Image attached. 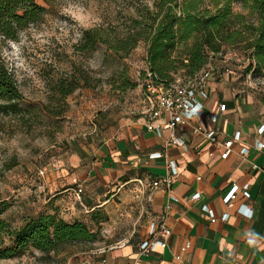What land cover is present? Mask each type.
Instances as JSON below:
<instances>
[{
	"label": "crops",
	"instance_id": "obj_1",
	"mask_svg": "<svg viewBox=\"0 0 264 264\" xmlns=\"http://www.w3.org/2000/svg\"><path fill=\"white\" fill-rule=\"evenodd\" d=\"M227 78H211L205 113L174 129L186 149L164 147L169 133L157 136L140 117L122 118L111 135L99 138L95 147L81 145L67 163L50 173L48 187L53 194L37 212L56 213L66 221H87L98 210L113 224L127 221L128 237L110 246L99 263L264 264V147L255 148L257 141L264 143V132L258 134L264 126V87L252 90ZM213 114H217L215 121ZM193 126L214 130L219 142L235 132L239 139L223 159L215 143L191 133ZM241 148H247L244 157L238 154ZM155 151H165L175 164L171 192L177 201L170 202L165 217L170 235L153 252L142 255L139 244L147 237L148 224L158 220L169 200L165 189L142 194L139 187V181L147 183L164 174L163 159L149 158ZM75 182L83 185L81 205L72 195ZM234 185H247L249 197L237 192L228 205L223 197ZM196 192L199 199L189 201ZM203 205L217 218L215 222L201 209ZM224 214L227 217L222 221L219 218Z\"/></svg>",
	"mask_w": 264,
	"mask_h": 264
},
{
	"label": "rangeland",
	"instance_id": "obj_2",
	"mask_svg": "<svg viewBox=\"0 0 264 264\" xmlns=\"http://www.w3.org/2000/svg\"><path fill=\"white\" fill-rule=\"evenodd\" d=\"M210 1L205 0L204 6L212 8ZM36 2L44 8L42 19L22 30L15 41L5 42L1 54L21 95L12 107L0 109V202L8 205L2 218L11 228L48 203L53 194L49 175L67 163L71 153L86 143L95 147L99 138L111 135L119 121L130 116L129 110L138 105L137 85L146 69L143 41L123 58L108 56L103 45L91 53L77 46L87 29L123 36L129 18L152 0ZM231 8L248 14L242 0H232ZM240 48H227L211 58L217 73L228 68L227 79L233 78L237 86L264 87V75L251 79L245 75ZM175 76L182 77L181 71ZM112 222L87 223L98 232L95 242L48 254L28 248L20 256L0 259V264H100L110 246L128 237L127 221ZM116 225L119 228L114 229Z\"/></svg>",
	"mask_w": 264,
	"mask_h": 264
},
{
	"label": "trees",
	"instance_id": "obj_3",
	"mask_svg": "<svg viewBox=\"0 0 264 264\" xmlns=\"http://www.w3.org/2000/svg\"><path fill=\"white\" fill-rule=\"evenodd\" d=\"M231 2L211 0L212 8H208L205 0H152L151 5H143L135 17L129 18L123 36L87 29L77 49L91 53L97 45H103L110 52L108 56L123 58L143 41L146 69L141 81L148 73L156 85L192 78L212 57L234 47H241L246 76L264 75V0H242L247 15L234 13ZM43 13L36 0H0V109H9L21 97L2 61V48L40 21ZM180 71L182 77L175 76ZM126 86L123 82L121 88ZM7 207L6 202H0V259L20 256L28 248L48 254L68 245L95 242L98 232L87 223L107 219L98 210L92 211L87 221H66L56 213L37 212L23 219L19 227L11 228L2 218Z\"/></svg>",
	"mask_w": 264,
	"mask_h": 264
},
{
	"label": "built area",
	"instance_id": "obj_4",
	"mask_svg": "<svg viewBox=\"0 0 264 264\" xmlns=\"http://www.w3.org/2000/svg\"><path fill=\"white\" fill-rule=\"evenodd\" d=\"M212 62L205 64L192 78L183 80L176 78L167 85L154 84L147 73L146 78L138 85L140 95L136 108L129 110L130 116H137L144 120V125L148 131L154 132L157 136H161L163 131L169 133L168 138L164 141V147L177 146L186 149V143L183 139L174 134V129L177 126L188 123L194 117H200L205 113L204 101L208 97L207 84L211 78H222L228 76L231 72L228 68L219 71ZM251 79V75L247 74ZM252 87L254 83H251ZM217 114L212 115V120L215 121ZM264 132V126L258 128V134ZM192 134H202L209 142L215 143L220 151L221 158H227L231 151L232 144L239 139V132H235L232 138L219 142L214 130H205L201 126L191 127ZM264 143L257 141L256 149H262ZM238 154L242 157L246 156L247 148H241ZM149 158H162L164 162V174L148 181L147 183L139 181V187L144 194L146 190L165 189L169 194L168 203L164 207V212L158 220H151L148 224L149 231L146 239L139 244V250L142 255H147L155 250V245L163 244L170 235V230L165 224V217L169 213L170 202L177 201V198L171 192V185L177 175V169L173 160H170L165 151H155L149 154ZM252 168H256L252 165ZM74 200L81 205V197L83 193V185L80 182H75L72 188ZM237 192H241L245 197H249L248 187L244 185L238 187L234 185L228 193L223 197V202L230 205L231 201L236 198ZM199 193H195L189 197V201L199 199ZM242 205L239 207L241 209ZM201 209L208 213L210 221L215 222L217 218L213 213L202 206ZM227 214L222 215L219 219L226 220ZM100 264H105L101 261Z\"/></svg>",
	"mask_w": 264,
	"mask_h": 264
}]
</instances>
